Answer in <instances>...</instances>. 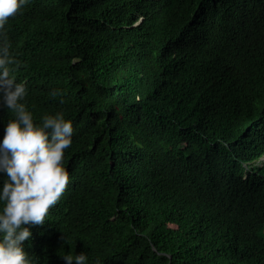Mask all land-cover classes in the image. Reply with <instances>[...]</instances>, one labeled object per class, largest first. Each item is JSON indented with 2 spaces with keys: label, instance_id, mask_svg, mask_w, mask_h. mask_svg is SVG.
I'll return each instance as SVG.
<instances>
[{
  "label": "trees",
  "instance_id": "obj_1",
  "mask_svg": "<svg viewBox=\"0 0 264 264\" xmlns=\"http://www.w3.org/2000/svg\"><path fill=\"white\" fill-rule=\"evenodd\" d=\"M5 46L74 129L33 264H264V0H29Z\"/></svg>",
  "mask_w": 264,
  "mask_h": 264
},
{
  "label": "clouds",
  "instance_id": "obj_2",
  "mask_svg": "<svg viewBox=\"0 0 264 264\" xmlns=\"http://www.w3.org/2000/svg\"><path fill=\"white\" fill-rule=\"evenodd\" d=\"M29 0H0V33ZM19 62L0 47V106L14 113L0 140V264H33L24 242L31 226L43 225L49 209L69 183L64 153L72 144L73 124L63 113L34 120L24 101L27 89L13 72ZM66 264H87L84 252L63 256Z\"/></svg>",
  "mask_w": 264,
  "mask_h": 264
}]
</instances>
